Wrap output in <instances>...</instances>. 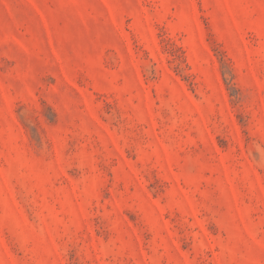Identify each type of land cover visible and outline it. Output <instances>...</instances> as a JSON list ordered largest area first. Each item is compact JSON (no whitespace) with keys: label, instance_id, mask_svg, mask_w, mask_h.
<instances>
[{"label":"rangeland","instance_id":"374dc122","mask_svg":"<svg viewBox=\"0 0 264 264\" xmlns=\"http://www.w3.org/2000/svg\"><path fill=\"white\" fill-rule=\"evenodd\" d=\"M0 264H264V0H0Z\"/></svg>","mask_w":264,"mask_h":264}]
</instances>
